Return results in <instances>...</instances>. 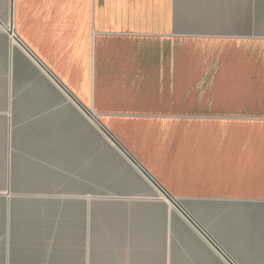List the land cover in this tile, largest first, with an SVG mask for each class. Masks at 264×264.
<instances>
[{
    "label": "crops",
    "instance_id": "1",
    "mask_svg": "<svg viewBox=\"0 0 264 264\" xmlns=\"http://www.w3.org/2000/svg\"><path fill=\"white\" fill-rule=\"evenodd\" d=\"M0 22V264H264V0Z\"/></svg>",
    "mask_w": 264,
    "mask_h": 264
},
{
    "label": "water",
    "instance_id": "2",
    "mask_svg": "<svg viewBox=\"0 0 264 264\" xmlns=\"http://www.w3.org/2000/svg\"><path fill=\"white\" fill-rule=\"evenodd\" d=\"M0 24H1V22H0ZM12 34V33H11ZM85 111V110H84ZM86 112V111H85ZM94 121V123L99 127V128H101V129H103L102 128V126L96 121V120H93ZM112 140H113V138H112ZM114 141V140H113ZM114 143L119 147V145L117 144V142H115L114 141ZM122 151H123V149H122ZM124 153H125V151H123ZM127 155V154H126ZM128 158L132 161V162H134V160L128 155ZM135 163V162H134ZM137 165V164H136ZM139 167V166H138ZM139 169L140 170H142L140 167H139ZM142 172L147 176V174L142 170ZM147 177H149V176H147ZM157 186V185H156ZM158 187V186H157ZM159 188V187H158ZM161 190V189H160ZM163 193V192H162ZM168 199H169V201L170 202H172V205H174V206H176L179 210H180V212L186 217V219L202 234V235H204L205 236V234L198 228V226L196 225V223L195 222H193L192 220H191V218L183 211V210H181L180 208H179V206H177V204H175L174 202H173V200H171V198H169L165 193H163ZM206 238H207V240L210 242V244L216 249V251L222 256V257H224L227 261H228V263H231L229 260H228V258L224 255V253L207 237V236H205Z\"/></svg>",
    "mask_w": 264,
    "mask_h": 264
},
{
    "label": "bare ground",
    "instance_id": "3",
    "mask_svg": "<svg viewBox=\"0 0 264 264\" xmlns=\"http://www.w3.org/2000/svg\"><path fill=\"white\" fill-rule=\"evenodd\" d=\"M1 27H3L4 28V30L6 31V32H8L9 33V35L13 38V35L11 34L12 33V30H9V29H7V27H5V25L1 22ZM161 193H162V191H160ZM163 194V193H162ZM164 195V194H163ZM165 196V195H164ZM166 197V196H165ZM170 202V201H169ZM174 202V201H173ZM171 203V206H172V202H170ZM175 203V202H174ZM176 204V203H175Z\"/></svg>",
    "mask_w": 264,
    "mask_h": 264
},
{
    "label": "rangeland",
    "instance_id": "4",
    "mask_svg": "<svg viewBox=\"0 0 264 264\" xmlns=\"http://www.w3.org/2000/svg\"><path fill=\"white\" fill-rule=\"evenodd\" d=\"M6 21H8V20H6ZM188 215L192 218V219H194L195 220V218L191 215V214H189L188 213ZM196 221V220H195ZM200 225V224H199ZM200 227H202L201 225H200ZM203 229V228H202ZM205 231V230H204ZM206 232V231H205ZM207 233V232H206ZM208 234V233H207ZM209 235V234H208Z\"/></svg>",
    "mask_w": 264,
    "mask_h": 264
},
{
    "label": "built area",
    "instance_id": "5",
    "mask_svg": "<svg viewBox=\"0 0 264 264\" xmlns=\"http://www.w3.org/2000/svg\"><path fill=\"white\" fill-rule=\"evenodd\" d=\"M12 35H13V37L15 38V36H14V33L12 32ZM16 39V38H15Z\"/></svg>",
    "mask_w": 264,
    "mask_h": 264
}]
</instances>
